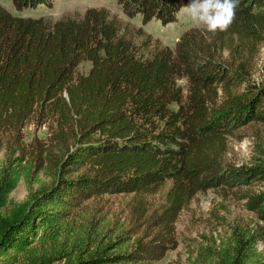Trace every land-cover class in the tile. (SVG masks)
<instances>
[{"label": "trees", "instance_id": "obj_1", "mask_svg": "<svg viewBox=\"0 0 264 264\" xmlns=\"http://www.w3.org/2000/svg\"><path fill=\"white\" fill-rule=\"evenodd\" d=\"M11 1L18 11L52 7V0ZM116 2L129 17L165 25L191 0ZM117 34L104 8L49 26L0 5V264H45L44 253L56 250L52 259L67 257L65 264H157L177 247L176 222L199 192L264 181V159L225 161L229 136L264 124V84L236 91L249 84L264 44V0H239L227 31L192 27L173 49L144 60ZM83 61L91 63L86 74L77 72ZM33 123H48V141L34 134L27 142ZM52 146L60 157L44 154ZM24 154L38 172L52 162L55 178L14 202L10 192L30 171ZM167 182L163 202L150 209L147 196ZM241 191L263 224L234 233L218 264H264V191ZM121 193L132 194L130 222L139 232L128 248L117 245L121 236L105 239L94 216L76 227L87 201Z\"/></svg>", "mask_w": 264, "mask_h": 264}, {"label": "rangeland", "instance_id": "obj_2", "mask_svg": "<svg viewBox=\"0 0 264 264\" xmlns=\"http://www.w3.org/2000/svg\"><path fill=\"white\" fill-rule=\"evenodd\" d=\"M0 5L13 15L22 17H43L47 25L51 26L59 19H80L89 7L104 8L118 28L117 38L123 41L140 59H148L161 48L173 49L176 41L183 32L195 27L192 20L185 13H177L173 22L162 24L159 20L143 23L140 16L129 17L121 9L116 0H52V7L25 8L16 10L11 0H0ZM224 57L226 54L223 55ZM91 66L90 61L79 64L77 72L86 74ZM177 84L184 88V79H178ZM264 84V44L257 54L254 67L249 76V84L236 91ZM29 142L34 136L48 141L51 127L48 123L41 126L30 124L26 128ZM47 143V142H46ZM264 124L251 122L236 131L234 136L228 137V152L225 157L227 164L232 166H250L264 159ZM50 158L61 155V151L51 147V152H44ZM16 153L15 156H18ZM5 163L4 151H0V169ZM46 163V161H45ZM21 166L30 167V171L21 173L16 187L10 192L9 198L14 202L28 199L29 195L43 186H48L54 180L53 164L47 163L45 169L39 171L34 166L29 155L23 156ZM170 187L167 182L155 195L147 196L150 209L163 202L164 194ZM249 188L254 193L264 191V181L253 182L249 186L236 187L233 190L221 188L208 189L199 192L188 207L179 215L176 222L177 247L166 253L157 264H218L220 252L224 247L232 244L234 233H253L263 224L256 213L245 206L246 199L241 194ZM132 194H104L102 198L87 201L78 211L76 227L85 225V221L94 216L98 221V230L105 239L121 236L117 245L128 248L139 235L138 228L133 226L128 204ZM67 250L70 245L66 244ZM39 249V247H36ZM36 249V250H37ZM258 249L264 252V242L259 241ZM41 252V250H40ZM58 251L44 253L45 264H65L67 257L52 259L59 256Z\"/></svg>", "mask_w": 264, "mask_h": 264}, {"label": "clouds", "instance_id": "obj_3", "mask_svg": "<svg viewBox=\"0 0 264 264\" xmlns=\"http://www.w3.org/2000/svg\"><path fill=\"white\" fill-rule=\"evenodd\" d=\"M239 0H191L181 9L195 27L216 33L227 31L235 20Z\"/></svg>", "mask_w": 264, "mask_h": 264}]
</instances>
